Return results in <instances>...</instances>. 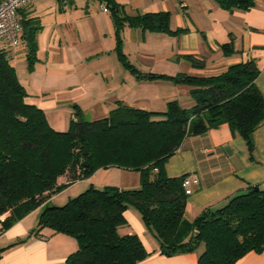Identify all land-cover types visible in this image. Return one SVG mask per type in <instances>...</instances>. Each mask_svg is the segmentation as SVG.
Here are the masks:
<instances>
[{
	"label": "trees",
	"instance_id": "16d2710c",
	"mask_svg": "<svg viewBox=\"0 0 264 264\" xmlns=\"http://www.w3.org/2000/svg\"><path fill=\"white\" fill-rule=\"evenodd\" d=\"M106 5L116 30V52L133 74L140 72L122 52L125 27L179 37L186 29H171L170 12L129 16L117 0ZM225 11H250L264 0H213ZM28 23L23 22L26 27ZM40 28L25 30L29 69L37 60ZM225 55L235 53L234 41L222 45ZM194 65L200 64L189 56ZM260 70L254 61L230 66L209 77L188 74H147L151 80L190 87L194 101L183 108L174 100L163 113L136 109L123 103L100 120L89 121L75 106L67 131L54 130L45 112L27 102L8 53L0 47V222L7 231L44 206L34 233L45 229L76 239L78 249L66 264H138L147 252L138 235H121L131 207L166 257L201 249L198 264H237L250 252L264 251V189L251 187L217 209L206 208L193 221L186 218L188 196L183 182L188 175L168 177L165 163L184 140L227 124L253 151L251 134L264 121V99L256 86ZM81 120L79 123L78 120ZM88 163V166H85ZM122 169L140 174L136 189L95 185L70 198L63 206L51 199L97 169ZM65 178V183L61 180ZM257 189V190H256Z\"/></svg>",
	"mask_w": 264,
	"mask_h": 264
},
{
	"label": "crops",
	"instance_id": "0c3cea01",
	"mask_svg": "<svg viewBox=\"0 0 264 264\" xmlns=\"http://www.w3.org/2000/svg\"><path fill=\"white\" fill-rule=\"evenodd\" d=\"M129 16L170 12L171 29H186L179 37L125 27L122 52L141 76L129 71L116 52V30L110 15L98 0H36L20 10V44L8 53L27 102L41 108L50 126L69 129L75 106L83 117L96 121L107 117L118 103L163 113L170 101L191 108L190 87L151 80L153 73L197 77L217 76L235 64L254 61L260 70L256 86L264 99V2L250 11L222 10L213 0H117ZM40 28L37 60L29 69L25 30ZM233 39L235 53L225 55L222 45ZM192 56L200 64L194 65ZM252 155L243 137L227 124L200 136L188 137L165 163L168 177L194 175L199 186L188 197L186 218L195 220L204 209H217L228 199L251 187L264 189V121L251 134ZM140 178L129 188H139ZM66 179L61 180L65 183ZM68 188L67 190H69ZM55 197V196H54ZM53 197V198H54ZM44 206L0 234V264H66L78 249L73 237L50 229L34 233L30 222ZM128 225L121 235H138L150 256L138 264H198L201 250L166 257L157 239L145 226L137 210L125 213ZM237 264H264V251L250 252Z\"/></svg>",
	"mask_w": 264,
	"mask_h": 264
},
{
	"label": "rangeland",
	"instance_id": "374dc122",
	"mask_svg": "<svg viewBox=\"0 0 264 264\" xmlns=\"http://www.w3.org/2000/svg\"><path fill=\"white\" fill-rule=\"evenodd\" d=\"M2 43H0L1 45ZM70 127V125H69ZM140 174L134 171H126L122 169H97L91 176H88L85 179H81L76 182L74 185L69 187V190H65L60 194L56 195L47 203L49 206H63L67 203L70 198L77 197L84 191H86L90 185H95L97 188L102 189L107 186L119 187L121 189H135L129 188L133 186L134 181L139 180ZM141 184V180H140ZM133 208V207H131ZM136 210L135 208H133ZM140 214V213H139ZM40 213L34 214V217L30 219L33 225L37 224L39 221ZM142 218V217H141ZM3 232V231H2ZM1 232V233H2ZM202 248H200L201 250Z\"/></svg>",
	"mask_w": 264,
	"mask_h": 264
},
{
	"label": "built area",
	"instance_id": "2783aa9c",
	"mask_svg": "<svg viewBox=\"0 0 264 264\" xmlns=\"http://www.w3.org/2000/svg\"><path fill=\"white\" fill-rule=\"evenodd\" d=\"M35 1L0 0V43L5 44L9 48H15L20 44L23 22L19 12ZM103 10L108 12L107 7H104ZM195 186H199V179L194 175H188L183 182V187L188 197L194 193ZM1 232L0 222V234Z\"/></svg>",
	"mask_w": 264,
	"mask_h": 264
},
{
	"label": "water",
	"instance_id": "95a60500",
	"mask_svg": "<svg viewBox=\"0 0 264 264\" xmlns=\"http://www.w3.org/2000/svg\"><path fill=\"white\" fill-rule=\"evenodd\" d=\"M78 122L80 123L81 122V120L79 119L78 120ZM85 166L87 167L88 166V163H85ZM257 190V189H256Z\"/></svg>",
	"mask_w": 264,
	"mask_h": 264
}]
</instances>
